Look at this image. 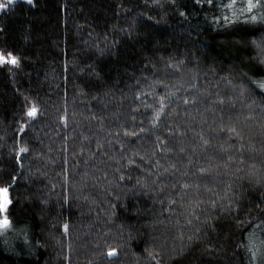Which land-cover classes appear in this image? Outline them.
I'll list each match as a JSON object with an SVG mask.
<instances>
[{"label":"trees","instance_id":"16d2710c","mask_svg":"<svg viewBox=\"0 0 264 264\" xmlns=\"http://www.w3.org/2000/svg\"><path fill=\"white\" fill-rule=\"evenodd\" d=\"M252 3L0 10V51L18 60L0 65V264H264V0Z\"/></svg>","mask_w":264,"mask_h":264},{"label":"snow or ice","instance_id":"6c2138e0","mask_svg":"<svg viewBox=\"0 0 264 264\" xmlns=\"http://www.w3.org/2000/svg\"><path fill=\"white\" fill-rule=\"evenodd\" d=\"M258 2L259 0H257V3ZM12 3L13 0H6V2L0 3V10L7 8ZM254 7H256V4H253L252 0H248V10L251 11ZM17 63H18L17 58L13 56L11 53H8L7 56H5L4 53L0 51V65H4V64L16 65ZM260 87L264 89V84H261ZM35 114H36L35 108H33L28 113L29 116H34ZM10 203L11 201L9 199L8 188H0V213H5ZM8 225H9V221L7 219V216H4L3 219H0V228H7ZM111 254L112 253H110V255Z\"/></svg>","mask_w":264,"mask_h":264},{"label":"rangeland","instance_id":"374dc122","mask_svg":"<svg viewBox=\"0 0 264 264\" xmlns=\"http://www.w3.org/2000/svg\"><path fill=\"white\" fill-rule=\"evenodd\" d=\"M5 2H6V0H4ZM14 1H16V0H13V2ZM24 1H29V0H24ZM264 52V51H263ZM257 86L259 87V89L260 90H262L263 92H264V89H262L261 87H260V85L261 84H264V77H260V78H257ZM4 218V214H2L1 216H0V219H3ZM9 221V225H10V220H8ZM9 225H8V227H9ZM7 227V228H8ZM7 228H0V232H2V231H4L5 229H7Z\"/></svg>","mask_w":264,"mask_h":264}]
</instances>
